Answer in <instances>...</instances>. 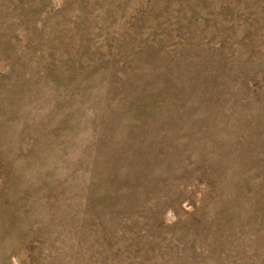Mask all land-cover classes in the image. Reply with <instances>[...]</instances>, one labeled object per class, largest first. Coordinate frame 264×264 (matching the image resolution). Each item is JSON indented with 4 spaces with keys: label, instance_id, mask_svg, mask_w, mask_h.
Returning a JSON list of instances; mask_svg holds the SVG:
<instances>
[{
    "label": "rangeland",
    "instance_id": "1",
    "mask_svg": "<svg viewBox=\"0 0 264 264\" xmlns=\"http://www.w3.org/2000/svg\"><path fill=\"white\" fill-rule=\"evenodd\" d=\"M0 264H264V0H0Z\"/></svg>",
    "mask_w": 264,
    "mask_h": 264
}]
</instances>
